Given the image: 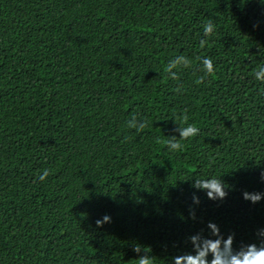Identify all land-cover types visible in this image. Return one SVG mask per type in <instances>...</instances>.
<instances>
[{
	"label": "trees",
	"instance_id": "trees-1",
	"mask_svg": "<svg viewBox=\"0 0 264 264\" xmlns=\"http://www.w3.org/2000/svg\"><path fill=\"white\" fill-rule=\"evenodd\" d=\"M262 64L261 0H0V264H137L136 244L173 264L209 222L259 245L264 199L243 192H264ZM185 109L200 132L170 151ZM214 176L224 200L192 187Z\"/></svg>",
	"mask_w": 264,
	"mask_h": 264
},
{
	"label": "clouds",
	"instance_id": "clouds-1",
	"mask_svg": "<svg viewBox=\"0 0 264 264\" xmlns=\"http://www.w3.org/2000/svg\"><path fill=\"white\" fill-rule=\"evenodd\" d=\"M264 3V0H261ZM216 29V25L212 20H208L203 26V38L200 40V47L203 49L208 45L207 37H210ZM191 60L185 56H178L169 61L165 66V72L171 79H179L177 73L173 71L178 67H189ZM202 70L207 75L215 72V65L210 57H204L201 60ZM257 80L264 83V64L259 65L254 73ZM204 76L196 79V84L204 83ZM181 89L177 88L179 92ZM264 94V89L261 90ZM178 127L175 129L178 136H170L166 141L157 140L158 143L166 144L170 151H181L184 145L181 141L188 140L197 136L200 129L193 123H188L189 115L185 109L183 114L174 119ZM149 126V121L146 117H139L137 114H132L131 118L126 122L128 129H135L137 132H143ZM127 139V137H125ZM48 169H44L38 176V179L43 182L50 175ZM261 182H264V171L260 174ZM192 187L196 190L204 191L208 199L217 201L224 200L228 196L226 185L221 177H211L207 179L196 178L193 180ZM243 198L251 201L253 204L264 199V192H243ZM195 205L201 203L200 197L195 193L192 196ZM189 214L193 220H196V213L194 209H190ZM111 217L105 215L102 219L97 220V226L102 227L104 223L110 222ZM207 228L210 230V235L205 236L203 232L196 233L188 237L192 245V251L173 257V264H264V229L257 231V236L260 238L259 245L256 243L241 244L239 249L234 248L235 233H231L225 238L221 234V230L216 223L209 222ZM214 237V238H213ZM133 251L138 254L136 258L137 264H154V256H152L151 249L147 246L136 244ZM143 253V254H141ZM211 256V259L209 257Z\"/></svg>",
	"mask_w": 264,
	"mask_h": 264
}]
</instances>
